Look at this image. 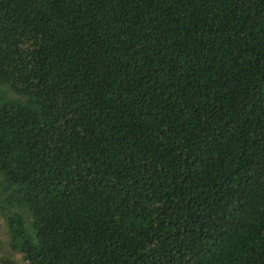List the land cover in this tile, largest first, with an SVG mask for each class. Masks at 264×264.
Returning a JSON list of instances; mask_svg holds the SVG:
<instances>
[{"label": "trees", "instance_id": "trees-1", "mask_svg": "<svg viewBox=\"0 0 264 264\" xmlns=\"http://www.w3.org/2000/svg\"><path fill=\"white\" fill-rule=\"evenodd\" d=\"M0 220V264H264V0H0Z\"/></svg>", "mask_w": 264, "mask_h": 264}, {"label": "rangeland", "instance_id": "rangeland-1", "mask_svg": "<svg viewBox=\"0 0 264 264\" xmlns=\"http://www.w3.org/2000/svg\"><path fill=\"white\" fill-rule=\"evenodd\" d=\"M6 234H5V230H4V226L2 224V221L0 220V256L1 255H5V254H9V256H13L18 262H21V258L18 254H11L7 243H6Z\"/></svg>", "mask_w": 264, "mask_h": 264}]
</instances>
